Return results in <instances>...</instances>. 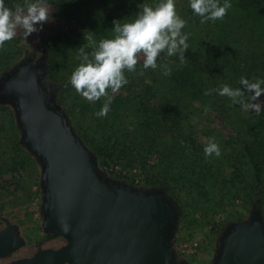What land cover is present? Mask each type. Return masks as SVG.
Returning <instances> with one entry per match:
<instances>
[{"label":"trees","instance_id":"1","mask_svg":"<svg viewBox=\"0 0 264 264\" xmlns=\"http://www.w3.org/2000/svg\"><path fill=\"white\" fill-rule=\"evenodd\" d=\"M22 1L5 0V5L14 9L17 4L22 5ZM93 2L47 0L58 15L67 19L83 15L84 5L89 3L90 6ZM108 2L105 10L92 11V19L83 21L82 30H55L42 44L24 53L12 39L5 43L7 53L0 54V58H11L12 64L20 59H42V83L52 90L50 107L61 106L73 132L92 152L100 168L109 161L138 165L142 178L136 184L134 178L126 179L129 186L161 190L176 203V193L181 190L191 196L193 188L198 187L199 195H208L211 199L218 193L221 196L241 193L238 185L241 183L240 186L246 188L247 202L255 209L254 214L264 216V109L258 115L243 112L239 105H233L230 98L220 96L218 91L205 95L225 84L238 87L241 77L250 81L264 80V0H230L232 7L223 20L205 23L191 10L189 0H175L177 14L186 21L182 32L190 34L189 48L184 52L186 62L181 63L178 56L161 53L157 58L158 67L153 70L143 69V58L139 59L135 71L125 70L128 83L120 89L122 92L115 96L109 94L111 110L106 116L98 117L96 113L106 99L88 101L79 94H73V99L66 95L72 88L73 68L81 62L79 47L89 44L88 31L94 33L97 43L111 39L114 37L113 20L131 22L140 10L139 5L154 7L160 0ZM223 2L220 0L221 4ZM85 51L91 53L92 48L85 47ZM165 67L171 69L168 76L163 74ZM71 108L77 111L73 113ZM206 111H214L232 130L227 139L212 138L220 148L219 157L206 156L205 146L195 141V122ZM76 112L90 113L89 122H77ZM223 142L226 145L236 142L239 147L227 151ZM150 158L154 159L152 163L148 162ZM27 164L36 166L23 142L15 110L0 103V176L3 177L0 188L9 191L5 184L14 180V190L28 195V185L34 180L21 175ZM99 170L108 177L106 170ZM246 171L249 178L243 183L241 178ZM34 174L36 179L37 172Z\"/></svg>","mask_w":264,"mask_h":264},{"label":"water","instance_id":"2","mask_svg":"<svg viewBox=\"0 0 264 264\" xmlns=\"http://www.w3.org/2000/svg\"><path fill=\"white\" fill-rule=\"evenodd\" d=\"M42 59L22 61L0 84V103L15 110L23 142L42 166L43 228L65 239L9 264H187L178 260L171 232L178 216L158 189L111 181L80 141L52 90L42 83ZM17 228L0 230V257L21 247ZM211 264H264V220L230 225Z\"/></svg>","mask_w":264,"mask_h":264},{"label":"rangeland","instance_id":"3","mask_svg":"<svg viewBox=\"0 0 264 264\" xmlns=\"http://www.w3.org/2000/svg\"><path fill=\"white\" fill-rule=\"evenodd\" d=\"M24 3L25 0L22 1V5ZM108 3V0H94L93 3H90V6H88L89 3L84 5L83 15H77L76 18L72 17L70 19L58 15L52 5L47 3L51 18L48 22L44 23L42 30L38 33L31 34L25 39L23 29L18 28L16 36L13 39L23 53L25 51H30L35 45L42 44L55 30H82L83 21L86 19H92V11L105 10L108 7ZM7 50L8 48L4 45L3 48H0V54H6ZM17 57L19 56H12L14 59H17ZM20 57H22V55ZM142 58L143 56L141 55L139 59ZM10 59L5 58L4 56L0 58V68H2L0 72V84L3 78L10 73L17 64L24 61L20 59L15 64H12L13 60L10 61ZM75 69L76 67L73 68V71ZM121 92L122 90L112 93L110 90L109 94L115 96ZM73 94L78 93L72 87L70 92L66 93V95H69L68 97L73 99ZM101 99L106 98L102 97ZM259 100L264 102V95H261ZM10 107L12 106L10 105ZM58 107L62 110L61 106ZM72 110L73 113L77 111L75 109ZM242 111L248 112L243 109ZM89 118L90 113L80 114L76 112L75 119L77 122L88 123ZM195 128L197 129L195 141L196 143L202 144V147L205 146L204 144L208 142L209 139L215 137L227 139L232 133V130L214 111L201 113L200 117L195 122ZM210 129L213 130L212 133L210 132ZM225 145L226 144L223 142V147ZM232 147L237 148L239 147V144L236 142L227 144L225 150L230 151ZM32 155L36 162V171L33 164H27L25 170L21 173L22 176H26L28 179H32L33 177L32 180H34L30 185L27 183V185L30 186L28 195L25 191L14 190V180L5 184L10 192L6 191V189L0 188V230L3 229L7 223H10L17 228L19 236L24 241L21 247L5 257H0V264H9L12 261L29 257L39 249L58 248L65 243V239L59 235L53 234V236H47L51 233L45 232L42 226L44 221V194L41 186L42 166L36 156L33 153ZM153 161L154 159L152 158L148 160L150 163ZM98 168L106 170L108 172L107 178L111 181L128 184L126 179L134 178L133 180L136 184L137 181H140L142 178L139 166L136 164L129 165L117 161H109V164H106L103 168H100L99 166ZM228 171H230V169ZM33 172H37L36 179ZM8 178L11 177L8 176ZM248 178L249 174L246 171L244 176H242L241 181L245 183L248 181ZM2 179L3 177L0 176V181ZM235 180L238 183L240 182L238 178ZM27 181L28 180H26V182ZM240 184H238L239 187H241V193L239 194L229 192L226 194L224 193V195L221 196V193H218L217 196L209 199L208 195H199L198 187H194L191 196H188L186 190H181L179 193H176L178 196V199L176 198L178 202L176 201V203L168 197L174 203L178 212L170 237L172 247L178 260L186 262L187 264H211L217 254L220 238L227 228L235 223L249 220L255 215V209L251 208L250 204L247 202V196L245 195L246 188L240 186ZM228 185L232 190L235 189V187L233 188L230 184ZM131 186L140 188L135 185ZM174 186L176 192L178 184L176 183ZM221 197L222 200H220ZM218 201H220V204ZM237 217H239L240 220H236ZM262 218L264 220L263 215ZM193 243H196V245L192 250H188L184 247L185 244L192 246Z\"/></svg>","mask_w":264,"mask_h":264},{"label":"clouds","instance_id":"4","mask_svg":"<svg viewBox=\"0 0 264 264\" xmlns=\"http://www.w3.org/2000/svg\"><path fill=\"white\" fill-rule=\"evenodd\" d=\"M191 10L201 17V23L223 20L232 7L230 0H189ZM139 11L131 22L113 20L114 37L102 39L98 43L94 33L88 31L86 39L89 44L78 49V59L81 61L70 77V84L75 91L88 101H97L102 97L106 102L98 117H104L111 110L112 93L118 92L128 83L125 70L135 71L139 57L143 56V69H157V58L161 53L168 57L178 56L181 63L186 62L184 52L188 50L189 33L182 32L186 21L176 11L175 0H160L154 7L148 4L139 5ZM47 0H25L23 5L15 8L5 5L0 0V48L11 41L18 28L23 29L26 39L33 33L42 30L44 23L50 20ZM92 48L86 53L85 47ZM143 74V73H141ZM165 76L171 74V69L165 67ZM264 80L250 81L241 77L238 87L227 84L216 90L220 96L230 98L233 105H239L243 110L259 114L264 109V102L259 98L264 94ZM206 156L221 155L220 148L214 139H209L204 147Z\"/></svg>","mask_w":264,"mask_h":264},{"label":"built area","instance_id":"5","mask_svg":"<svg viewBox=\"0 0 264 264\" xmlns=\"http://www.w3.org/2000/svg\"><path fill=\"white\" fill-rule=\"evenodd\" d=\"M196 245V243H193V245H188V244H185L184 247H186L188 250H192L194 248V246Z\"/></svg>","mask_w":264,"mask_h":264},{"label":"flooded vegetation","instance_id":"6","mask_svg":"<svg viewBox=\"0 0 264 264\" xmlns=\"http://www.w3.org/2000/svg\"><path fill=\"white\" fill-rule=\"evenodd\" d=\"M30 61V60H29ZM32 61H34V60H32Z\"/></svg>","mask_w":264,"mask_h":264}]
</instances>
